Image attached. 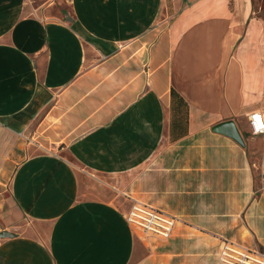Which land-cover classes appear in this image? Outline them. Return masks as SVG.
Here are the masks:
<instances>
[{
	"label": "crops",
	"instance_id": "1",
	"mask_svg": "<svg viewBox=\"0 0 264 264\" xmlns=\"http://www.w3.org/2000/svg\"><path fill=\"white\" fill-rule=\"evenodd\" d=\"M263 9L0 0V232L14 234L0 264H228V241L264 250V134L249 126L264 114ZM172 89L188 103L176 139ZM226 121L243 143L214 129ZM92 179L99 197L82 191ZM139 203L176 217L172 234L128 222Z\"/></svg>",
	"mask_w": 264,
	"mask_h": 264
},
{
	"label": "built area",
	"instance_id": "2",
	"mask_svg": "<svg viewBox=\"0 0 264 264\" xmlns=\"http://www.w3.org/2000/svg\"><path fill=\"white\" fill-rule=\"evenodd\" d=\"M249 126L253 135L264 134V114L261 112L251 113ZM127 220L146 232L164 237L172 234L177 222L176 217L140 203L132 205ZM220 259L228 264H264V250L240 246L228 241L223 245Z\"/></svg>",
	"mask_w": 264,
	"mask_h": 264
},
{
	"label": "trees",
	"instance_id": "3",
	"mask_svg": "<svg viewBox=\"0 0 264 264\" xmlns=\"http://www.w3.org/2000/svg\"><path fill=\"white\" fill-rule=\"evenodd\" d=\"M172 121H171V134L172 139L181 137L187 133L188 121V103L184 97L172 89Z\"/></svg>",
	"mask_w": 264,
	"mask_h": 264
},
{
	"label": "water",
	"instance_id": "4",
	"mask_svg": "<svg viewBox=\"0 0 264 264\" xmlns=\"http://www.w3.org/2000/svg\"><path fill=\"white\" fill-rule=\"evenodd\" d=\"M214 129L218 132L225 133L231 137H233L235 140H237L240 143H243L242 136L240 132L238 131L235 123L233 121H226L222 122L214 127ZM13 233H10L8 231H1L0 232V238L13 236Z\"/></svg>",
	"mask_w": 264,
	"mask_h": 264
},
{
	"label": "rangeland",
	"instance_id": "5",
	"mask_svg": "<svg viewBox=\"0 0 264 264\" xmlns=\"http://www.w3.org/2000/svg\"><path fill=\"white\" fill-rule=\"evenodd\" d=\"M255 1L261 2L263 4V6H264V0H255ZM262 11H264V9ZM97 184H98V182L95 179L84 180L83 183H82V191L84 193H87L90 196L99 197L98 185ZM131 209H132V205L130 206V209L126 212L127 215L129 214ZM26 225H27V221L24 220L23 222H21V228L22 227L26 228L25 227ZM30 230L31 229L29 228L25 233L30 232Z\"/></svg>",
	"mask_w": 264,
	"mask_h": 264
}]
</instances>
